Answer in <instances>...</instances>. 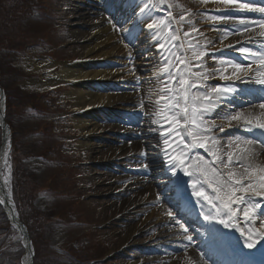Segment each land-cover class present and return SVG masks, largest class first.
<instances>
[{
  "label": "rangeland",
  "instance_id": "1",
  "mask_svg": "<svg viewBox=\"0 0 264 264\" xmlns=\"http://www.w3.org/2000/svg\"><path fill=\"white\" fill-rule=\"evenodd\" d=\"M29 2L30 3H28V5L31 7V10L27 11L23 20H21L22 16L17 13L22 11L20 9H16L19 23L25 25L28 29H32L31 31H33L34 35H42L43 32H48L50 36L47 37L52 43V46L28 48L25 47L23 43L27 39L24 37L20 41L19 46L22 47V49L25 47L23 51L15 54L14 57L7 54L0 56V61L3 62L7 70H9L11 62L17 70H21L22 75H20V77L16 76L18 77L17 82L19 86L23 89L22 93L21 90L16 91V93L18 92V95L20 96L25 93H33L36 90H40L41 88L37 87V83L34 81L32 83V80L28 77L39 76L40 74L46 72L45 69H34L33 67H30L28 62L30 57L46 55V52L53 51L55 58L62 62L67 59H76L77 56H79L80 50V47H76L74 43H71L72 41L68 40L69 33L74 24L73 16L75 14H73L72 6L75 5V3L73 0H29ZM151 2L154 3L155 8L160 11V13L156 14L158 17H164V9L168 8V5H171L173 8L184 13L182 15H185V20L182 23L189 24V22H191V12L188 11L191 7L188 5L189 3L187 0H163V2H161V0H151ZM39 4L41 5L43 11L39 8L36 9ZM201 13L205 12L201 11ZM175 18L179 21L178 14L175 15ZM31 20L40 22V25L32 24V22H30ZM6 27L7 24L0 26V32L3 28L6 30ZM189 30L190 28L183 30L180 26V31H182V36L184 37L185 49L187 48L188 43H198L199 45H208L209 47H213L215 45L214 42L205 41L206 38H201L199 42H195L189 36L185 37L184 32H189ZM212 30H215V28ZM12 45L17 46V44ZM132 45L133 44L131 42L124 43V49L115 54V56L130 54L129 52L134 49ZM61 46L66 49L59 50L58 47ZM172 49L174 50V47ZM188 54L191 58H195L191 56V53ZM134 55L136 58L139 57L137 53ZM52 70L55 69L53 68ZM140 73V67H138L137 74L140 75ZM12 82L11 87H14L13 93H15V82ZM162 87V85H158L152 90L158 96ZM71 89L72 87H69L68 85V87H58L55 90H52L50 95H48L50 101L44 102V104L48 105V108H45L43 116L37 115L33 112L25 114L24 110L20 112L17 111V113H15V122L17 123L19 115H23L22 121H19L20 124H23V126H19L20 128H24L25 126L36 127L45 119H57L55 128L52 130L56 131L60 136H39L36 133H32L28 136L26 141H31V145L35 146L32 148H36L40 151H43L46 146L50 145L53 149L49 152L50 158L58 157L61 161L67 162V164H60L59 162L54 163L42 159L23 158L31 168L29 173H26L23 168H19L24 171L22 176L23 180L25 182L28 181V183L32 182V186L34 183L39 186L50 184L51 190L54 191V193L49 191L41 192L37 196L34 204L39 209L46 211L48 215L60 213V211L66 212L64 224L58 225L55 228L52 237L50 236L52 231H42L43 229L34 232V235L39 233L41 240H44L47 236H49L50 242L48 244H53L57 247L67 245L70 247L71 244V248L75 247L76 251L79 250L87 253L90 251L91 257L107 256L108 261L105 264H186L184 261L176 259H173L170 262H166L163 259H157L156 263H146L144 258H139V256L135 255L138 253V250L130 249L131 247H128L125 251L114 250L115 248L120 247L123 241H125L126 230L129 228V225H133V223L137 224L138 221L139 223L137 225L139 229L132 236V238L128 240V246H131L133 243L138 244L140 247L146 245L145 240H143V235L150 232L151 234L147 237L152 238L154 236L153 229L150 228V231L148 229V224H152L157 221L159 218L156 217L161 214L158 211L159 209H152L149 202L159 201L163 207L171 210V205L173 203L171 197L174 195V191L171 190L170 186L169 189L168 184L164 179H160V182L159 180L155 181V177L153 174L148 173L149 171H144V173L141 172L139 165H137L139 160L137 159V156L143 146L147 150V141L144 139L137 138L139 142H142L139 146H135L130 149L124 148L120 154L110 157L108 160L105 159L108 153L107 147H104V149L97 155L95 147L99 146V144L102 143L103 145L111 146L112 144L119 143L117 141V136L111 133L112 131L114 133L118 131V127L115 125V122L113 123V121H105L106 126L103 129L104 133H99L100 136L96 138L98 140H95L96 143L93 147L82 148L80 146L81 132L76 126V119L79 115H81L82 111L78 112L76 108H74L73 100L69 97L70 92H67ZM190 91L195 93L194 89H191ZM29 98H31L30 95L26 100L22 98L24 101H21L20 99L18 104L23 107V105L27 103H35L43 107L44 104L41 102L42 99L41 101H31ZM156 99L157 97L150 98L148 96L144 97L143 94H139L131 108L127 111H136L137 114L147 112L146 119H149V124L152 126L151 129H156L157 131L160 124L158 122L159 117L155 114L157 108ZM163 106V103H161L159 107L163 109ZM239 113L242 116L241 120H244V118L251 119V116L254 114H248L247 112ZM216 118L217 117L213 114H209L204 117V119L208 121L209 127H212L210 121L215 120ZM235 121L236 120L233 122ZM222 126L226 127L227 124H223ZM216 129L218 128L212 127V131ZM50 131L51 129L48 128L47 132ZM156 131L155 133H157ZM213 133L214 132H212V134ZM129 136H131V134ZM55 138L59 141H56ZM224 138L225 136L222 138L221 136H218V138H216L218 140V144L214 150H220V157L221 153L226 150L224 145H227L226 151L228 153L231 151L236 153L240 150L235 147V144H239L240 147H245L244 142L232 138L234 142L232 144V142H228V139ZM249 146L247 145V147ZM19 149L20 153H25L26 149L30 151V148L26 145H24V147L20 146ZM19 151H17L16 155H18L20 160L22 155L19 156ZM60 152L64 155L60 154ZM146 153L148 154L150 152L147 151ZM148 164L150 165L151 163L148 161ZM254 164L264 166L261 162ZM6 175H9V168L6 169ZM134 175L140 177V182L136 184L126 182L127 178ZM144 176L147 177L150 184H153L155 191L148 193L146 197H140L138 192L146 187L145 183L141 180ZM23 191L24 192L21 196L23 197L24 203L21 204V206L28 209L27 205L29 203L28 201H25V199L29 197L28 186L26 191V184ZM129 196L131 197L130 199H128ZM134 199L139 201L141 208L145 207L143 213H138L137 215L133 214L135 210H133L132 205L129 204L131 201H134ZM122 200H127L128 203L121 204L120 201ZM120 205H123V207L121 208ZM123 211H127L128 215L125 218L121 217L117 219V221H114V216H119V212L121 213ZM148 214H151V219L148 218L146 221L142 222L143 218H145ZM172 214L174 215V213ZM75 221H79L81 223H74ZM128 255L135 256L136 259H132ZM148 256L149 255H147V258ZM152 256L159 257L160 254L154 253Z\"/></svg>",
  "mask_w": 264,
  "mask_h": 264
},
{
  "label": "snow or ice",
  "instance_id": "2",
  "mask_svg": "<svg viewBox=\"0 0 264 264\" xmlns=\"http://www.w3.org/2000/svg\"><path fill=\"white\" fill-rule=\"evenodd\" d=\"M163 2V0H161ZM206 2V0H205ZM219 3L224 4L226 7L238 6L240 9L257 12L261 14V18L258 20L249 19L246 15L236 14L232 11H228L220 16L211 17L216 21L235 20L236 24L240 27L233 30V34L239 32L241 35L248 33V41L253 40V33L256 27L259 28L258 35L264 38V6H256L249 2V0H218ZM154 5L151 4V0L140 9L141 18L135 22V26H140L146 30L144 35L155 41L153 45L157 49V55L161 56L162 63L165 65L164 74L167 77V81L163 84V87L159 91V95L156 99V112L157 115H162L163 119L168 123L169 129L162 131L160 135L163 137V144L166 146L162 151L169 157L170 165L173 173L179 166L185 175H190L189 170L184 167L186 158L192 159L188 155V152L193 148L205 149L209 155L215 157L209 163H203L204 158L199 157L201 163L195 165L196 178L193 179L192 188L193 195L198 199H203L210 208L207 211L203 210L205 220H218L220 224H223L225 228L235 227L232 221L237 217L238 213H242L243 218L251 226L247 229L248 238L246 244L249 248L253 247V243L249 242L253 236H258L264 240V208H262L260 200L264 199V166L254 165L252 163L257 152L254 148L247 147L249 144H255L256 141H245V147H237L240 149L238 152L227 153V160L221 159L219 155V149L213 151L218 144V140L214 135H211L212 127L208 126V121L204 119L206 115L212 114L216 108V104L212 97L215 95L217 98L221 94H226L229 91L228 87L221 88L218 85L211 86L204 82L212 78L209 72H193V65L190 63L187 53H191L192 57H195L197 61L205 57L206 53L199 50V44L188 43L187 48H184V43L172 44L171 47H166L164 43L160 42V37L163 36L168 42L180 41L181 37L178 35L180 31V23L185 20V17L181 15L179 21H176V27L172 26L171 12H169V21L166 22L161 17H154L152 15L151 8ZM135 12V10H133ZM113 27L116 25L113 21ZM191 32H198V29L191 25L189 22ZM123 31L131 34V29H123ZM184 36H189V32H184ZM227 39V36H225ZM237 43H240L237 41ZM184 49L185 55L179 54V52H173L172 48ZM227 47H232L228 44ZM241 53V60L223 61L220 69H212V72L220 73V80H244L247 78L249 81L255 80L257 84L264 85V44L260 46V49L253 51L252 49L245 48L243 46L237 49ZM168 53V55H165ZM248 55L253 57L251 63H243V59ZM230 65L229 69L223 65ZM202 67V65H196ZM159 77H157V83H159ZM207 87L209 91L200 93H192L190 89ZM163 103V109L159 106ZM143 106V105H142ZM259 107L264 109V102ZM219 115V112H216ZM264 116V112L261 113ZM230 120L240 121L242 116L240 113L231 115L225 113L224 117ZM256 127L264 129V122H261L260 117H256ZM245 124L251 125L252 119L244 118ZM183 131H180V129ZM250 130V128H249ZM155 132L156 129H150ZM221 132H224L223 127L220 128ZM176 134L181 137V141H172L176 143V149L169 150L170 140L169 138ZM191 138V143L183 140V137ZM264 134V133H262ZM209 142L210 145L209 146ZM261 150H264V141H259ZM177 149L180 151L177 153ZM219 161V165L217 164ZM220 165L227 171H222ZM147 167V165H145ZM204 185L211 190V195L206 194ZM215 209V213L212 212ZM257 209H260L257 212ZM170 217L175 219L171 212L168 213ZM259 222V227L256 228L255 224ZM175 222L180 225V228L184 231L187 229L178 219ZM241 231L243 236L245 233ZM185 239L191 240L190 236H186ZM207 264V261H205Z\"/></svg>",
  "mask_w": 264,
  "mask_h": 264
},
{
  "label": "bare ground",
  "instance_id": "3",
  "mask_svg": "<svg viewBox=\"0 0 264 264\" xmlns=\"http://www.w3.org/2000/svg\"><path fill=\"white\" fill-rule=\"evenodd\" d=\"M147 2L145 0H123V3L120 8L116 9L115 14L116 17L114 20L118 21L119 26L123 27V29H127L131 27V22L130 20L137 21L141 18V13L140 9L144 7V5ZM198 3L200 4L199 6L203 7H209L213 9H217L221 7L222 3H219L218 0H198ZM124 9V10H123ZM73 10V14H75L73 17L74 19V26H72L71 31L69 33V41H72L73 43H76L79 45L80 50H79V56L78 59L80 62H71L70 64L67 65V63H63L62 69L58 70L55 73V77L50 78V76L47 74L44 76L45 82H39V86H48L50 84H54L60 81H69L72 84L73 90L70 91L69 97L73 100V106L76 108L78 112L82 111V115H79L76 119V126L81 132V140H80V146L82 148L87 147L91 148L95 145V140H98L96 138L99 137V133L102 132V129L104 126L99 124L97 120H95V113L98 108H101L100 106H106L114 103L116 100H131L132 94L128 93H113V91L107 89L106 91H98L95 90L92 93H90L84 86V80L87 79H96V80H112V81H119V80H125V77L130 74L128 71L125 74H119L118 70H113V69H93L89 68L86 64L88 61H101L104 62V58H112L117 54L118 52H121L124 48L121 42H117L120 38L115 34L113 31V23L109 24H104V18L103 16H95L91 17L89 15L90 11H86L83 8V5L76 6ZM135 10V12L133 11ZM115 22V21H113ZM225 22H230V21H225ZM140 26H137V29H140ZM142 29V28H141ZM143 31H139L138 35L139 37L136 39V41L139 44H142L143 46L141 47L142 49L145 50L144 57L141 59L143 64H146L147 67H150L149 65L153 60H161L162 57L157 55V49L153 45L155 44V41L147 38L144 35V32L146 30L142 29ZM259 28L256 27L253 33V40L252 41H259L260 46L264 44V38L259 37L258 35ZM134 33V32H133ZM136 35V33H135ZM134 35V36H135ZM243 37L247 38L248 33L242 34ZM237 39V37H236ZM237 40H230V37H227V40L225 41V47H227L228 44H231L232 47H229L228 50L232 49L235 50L236 47L233 44ZM71 42V43H72ZM151 44V47L148 45ZM228 48V47H227ZM139 52V51H138ZM228 53V52H227ZM140 57V56H139ZM248 56L245 58L247 59ZM124 62V60H122ZM218 63L221 62L220 59H217ZM250 61H247L246 64H249ZM136 63V62H135ZM30 64L34 69H49L51 68L54 63L48 60H37V59H32L30 60ZM137 64L140 66V61L137 60ZM30 65V66H31ZM226 68L229 69L230 72V66H226ZM122 70V69H121ZM149 75L150 73H146ZM236 94L233 93L231 90H229L226 94H221L219 98L216 96L215 99H219L224 102H229L231 99L235 100L236 99ZM2 110V102H0V112ZM93 114V117L88 116L87 114ZM172 142V140H171ZM8 144H9V135L8 132L6 131L4 135V140L3 144L0 148V171L3 170L5 159L7 157V151H8ZM104 147H107V156L106 160L110 159V157H113L117 150L121 149V146H109V145H103L102 143L99 144V146L95 147V150L97 151V155L104 149ZM122 147H125L122 145ZM259 147V146H258ZM162 149H164L162 147ZM171 149V148H170ZM258 149V148H257ZM180 150V149H179ZM257 154H262L260 151ZM264 155V153H263ZM263 155H260V158L263 157ZM192 159L189 160L191 161H199V157L191 156ZM158 158H160V163L161 167H164L165 173L170 177L171 180L174 178V173L170 168L167 167V156L164 153V151H161V153L158 155ZM255 158H257L255 156ZM187 159V158H186ZM193 176H196L194 171H191ZM207 185H204L206 187ZM151 185H149L148 189L150 188ZM6 189V184L5 181H2L1 184V189H0V195L3 197V193L5 192ZM148 194V190H143L138 192V195L140 197H146ZM132 196V194H131ZM131 197L129 196L128 199ZM190 201V200H189ZM121 204H127V200H122L120 201ZM203 206L205 207L206 211L207 209L210 208V205H208L205 201H202ZM129 205H132V209L135 210V213L138 212H143V208L140 207V203L138 200L134 199V201H131ZM122 208L123 205H120ZM128 211V210H127ZM127 211L119 212V216H114L115 220L121 218V217H126L128 215ZM212 212L215 213V209H212ZM118 214V213H117ZM239 213L237 217L233 220L235 222H238L239 220ZM151 214H148L145 218H143V221H146L148 218L151 219ZM169 216L167 212L165 211L164 214L160 216V221L158 222L160 225L163 223H166L169 220ZM139 223V221H138ZM137 223V224H138ZM209 223L211 224L212 227V234H217L219 237L223 238L224 240V247H226L228 250L235 251V252H242L248 255V257L251 258H256L260 259L264 257V240H262L260 237H253L251 241L253 243V247L249 248L247 244H241L238 245L234 250L227 246L228 241H237L239 239L241 240H247L248 234L244 231V235H241V231H238L237 229L242 230V227L237 225L236 229H231V228H224L222 231L221 227L218 222V220H209ZM137 224L129 225V228L126 230V239L123 241L120 247L115 248L114 250L120 251L125 248V246L128 244V240L138 231L139 227ZM138 227V228H137ZM224 227V226H223ZM174 232L173 233H178L179 230L177 227H172L171 228ZM116 230V229H114ZM166 229H162L158 232V235L155 236L154 241L158 243H162V241H166V238L169 237V233H166ZM243 231V230H242ZM228 237V240L225 238ZM243 243H245L243 241ZM187 251H191L189 246L188 248H185ZM170 258V256H169ZM24 261L26 263H29V256L26 253L24 257ZM199 264H205L203 261H198Z\"/></svg>",
  "mask_w": 264,
  "mask_h": 264
},
{
  "label": "trees",
  "instance_id": "4",
  "mask_svg": "<svg viewBox=\"0 0 264 264\" xmlns=\"http://www.w3.org/2000/svg\"><path fill=\"white\" fill-rule=\"evenodd\" d=\"M17 4L18 3L16 2V0H0V26L7 24L6 30L5 28H3V30L0 32V45L13 44V39L15 37L16 32L13 31L12 18L15 14L14 7ZM4 88L7 91L8 88L7 87H4ZM7 96H8L7 103H8V110H9L15 106H14V102H11L12 99L9 93L7 94ZM8 110H7V113H8ZM8 122L13 127L12 122L10 120ZM32 212H33V218H34L33 228L36 231L43 229L45 226L44 221L46 220L42 216L43 213L36 209H33ZM1 216L3 215L1 214ZM26 220L28 219L26 218ZM33 241L35 245V263L34 264H74L71 261H65L64 258L61 259L60 258L61 254L54 252L53 249L51 250L49 248H46L48 251L44 250V252L42 253L41 249L45 248V246H44V240H40V236H38L37 238H34ZM0 264H4V260Z\"/></svg>",
  "mask_w": 264,
  "mask_h": 264
}]
</instances>
